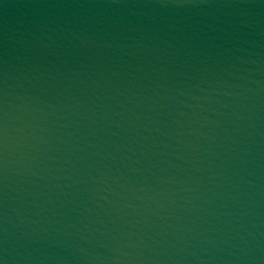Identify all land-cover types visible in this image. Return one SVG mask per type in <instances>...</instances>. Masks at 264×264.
Segmentation results:
<instances>
[{
    "label": "water",
    "instance_id": "1",
    "mask_svg": "<svg viewBox=\"0 0 264 264\" xmlns=\"http://www.w3.org/2000/svg\"><path fill=\"white\" fill-rule=\"evenodd\" d=\"M0 264H264V0H0Z\"/></svg>",
    "mask_w": 264,
    "mask_h": 264
}]
</instances>
